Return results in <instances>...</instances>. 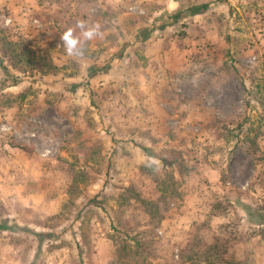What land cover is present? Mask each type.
<instances>
[{"label": "rangeland", "instance_id": "1", "mask_svg": "<svg viewBox=\"0 0 264 264\" xmlns=\"http://www.w3.org/2000/svg\"><path fill=\"white\" fill-rule=\"evenodd\" d=\"M97 3L0 0V264H264V0Z\"/></svg>", "mask_w": 264, "mask_h": 264}, {"label": "trees", "instance_id": "2", "mask_svg": "<svg viewBox=\"0 0 264 264\" xmlns=\"http://www.w3.org/2000/svg\"><path fill=\"white\" fill-rule=\"evenodd\" d=\"M206 7L207 5L205 3H199V4H195L191 6V8L195 10H203ZM9 45H12V43H10ZM20 55L21 53L19 52V50L13 47V52L12 54H10L9 57L20 56ZM117 197L120 198V201H129L130 199H132L134 202L143 206L144 212L150 215V219L152 220L154 219L156 221L160 219V214L158 215L156 211V205L154 203L141 200L138 197V194L136 192L131 191L130 187H125L123 189V192L119 193ZM245 209H246V213L248 217L250 218V221H253L254 223H257V224H264V212L263 211L249 209L246 207ZM0 227L2 226L0 225ZM128 239L132 240L133 246H134V248L132 249V253H131L132 256L143 252L142 242L139 239L135 238V236H129ZM192 245L196 246V248H191ZM192 245L187 247L185 250L180 251V253L178 254L177 264H209L208 259L211 256L210 254L211 250H212V253H216V255L220 249L224 251V248L222 247L219 248V245H215V244L206 245V247H204L203 249L199 248L200 244L197 241L194 242V244ZM219 255H221L220 251H219ZM230 259L231 258H229V261H231ZM232 264H238V260L235 259L234 263Z\"/></svg>", "mask_w": 264, "mask_h": 264}, {"label": "clouds", "instance_id": "3", "mask_svg": "<svg viewBox=\"0 0 264 264\" xmlns=\"http://www.w3.org/2000/svg\"><path fill=\"white\" fill-rule=\"evenodd\" d=\"M7 23L11 21H6ZM103 35V26L99 22L89 25L86 21L78 20L75 27H69L63 32L61 40L69 57L80 58L84 55L86 42L98 37L103 38ZM159 165L160 161L156 157H151L146 162V166L155 171H159Z\"/></svg>", "mask_w": 264, "mask_h": 264}, {"label": "crops", "instance_id": "4", "mask_svg": "<svg viewBox=\"0 0 264 264\" xmlns=\"http://www.w3.org/2000/svg\"><path fill=\"white\" fill-rule=\"evenodd\" d=\"M121 1L122 0H98V3L95 4V5H96V7H99L100 8V11L99 12L101 14H103V15L106 14L105 15L106 17L107 16H110L112 18H115L116 16H118V12L121 11V8L119 6L120 5L119 3ZM8 4L10 5V3H8ZM9 5H8V7L11 6V5L10 6ZM108 7H112V9H108ZM9 11L12 12L13 9H9ZM90 11H91V9H90V3H88V5H84L82 7V13H83L82 19H83V21H87V23H89Z\"/></svg>", "mask_w": 264, "mask_h": 264}]
</instances>
